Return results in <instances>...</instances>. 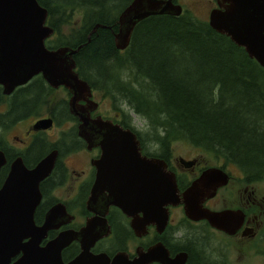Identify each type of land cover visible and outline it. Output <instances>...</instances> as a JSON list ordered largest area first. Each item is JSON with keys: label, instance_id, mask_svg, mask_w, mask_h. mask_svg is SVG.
Wrapping results in <instances>:
<instances>
[{"label": "flooded vegetation", "instance_id": "1", "mask_svg": "<svg viewBox=\"0 0 264 264\" xmlns=\"http://www.w3.org/2000/svg\"><path fill=\"white\" fill-rule=\"evenodd\" d=\"M173 2L178 4L177 0ZM214 5L212 8L217 7L216 0ZM75 71L85 80L77 63ZM87 83L91 96L75 104L89 116V126H80L81 120L73 112V93L62 84H49L40 73L9 93H4L0 84V190L17 159L33 170L54 153L49 171L38 185L40 197L33 220L41 226L47 213L55 209L54 222L58 226L49 229L40 244L62 231L80 230L91 219L92 227L103 228L107 235L96 239L90 251L106 253L107 264L120 253L129 260L140 258V264H264V179L247 175L220 157H208L204 151L197 156L176 157L170 150L167 157L157 156L158 146L150 137L144 139L143 132L130 120L128 126L124 125V104L121 108L117 103L106 113L102 108L105 98H98L96 89ZM87 97L95 103L86 101ZM128 113L137 115L130 108ZM97 118L130 129L139 141L141 155L164 162L165 170L174 175L178 197L175 204L161 207V212L157 206L129 209L132 215H127L111 203L107 190L90 201L102 149L99 144H88L85 138L91 135L99 139L98 129L92 127V120ZM41 120L51 124L44 127L46 123ZM78 152L86 165L76 171L71 162ZM107 160L113 162L112 158ZM105 169L110 173L108 177L116 175L115 165L107 163ZM187 201L194 203L195 209L188 207ZM80 252V241L72 240L63 249L62 260H73ZM19 256L12 257L11 262Z\"/></svg>", "mask_w": 264, "mask_h": 264}, {"label": "trees", "instance_id": "2", "mask_svg": "<svg viewBox=\"0 0 264 264\" xmlns=\"http://www.w3.org/2000/svg\"><path fill=\"white\" fill-rule=\"evenodd\" d=\"M37 1L54 29L48 48L81 45L74 55L80 76L114 107L124 104V125L133 124L129 108L143 120L157 156L181 139L264 179V68L241 46L183 12L144 18L119 50L117 17L131 0ZM75 9L78 24L64 33Z\"/></svg>", "mask_w": 264, "mask_h": 264}, {"label": "water", "instance_id": "3", "mask_svg": "<svg viewBox=\"0 0 264 264\" xmlns=\"http://www.w3.org/2000/svg\"><path fill=\"white\" fill-rule=\"evenodd\" d=\"M216 3L217 7L208 14L210 27L228 36L264 68V0H216ZM181 12V5L174 4L173 0H131L118 14L114 44L124 50L135 25L148 16L179 15ZM47 17V9L37 0H0V84L4 93H9L16 85L40 73L49 84H62L73 93V112L81 120L80 126H89V116L75 104L92 94L87 81L75 71L74 55L81 45L48 48L45 40L54 29L46 24ZM100 26L96 24L91 32ZM88 97L85 100L94 104ZM41 121L46 123L44 127L51 124L47 125L48 120ZM92 121V127L98 129L96 135L99 139H92L89 135L85 140L88 144H99L102 155L96 162L98 170L90 201L107 190L111 203L120 206L127 215H132L129 209L157 206L161 212V207L175 204L178 197L174 175L165 170L164 162L141 155L139 141L130 129L102 118ZM53 157L54 153L48 155L46 161L33 170L26 169L20 159L12 165L0 190V264H107L106 253L93 254L90 251L96 239L107 235L103 228L96 230L92 227L94 220L91 219L80 230L62 231L46 244H40L47 231L58 226L54 222L55 209L47 213L41 226L35 225L33 220L40 197L38 185L47 175ZM109 158L113 162H108ZM107 163L115 165L114 177H108ZM185 204L195 209L194 203L187 201ZM75 239L80 241L81 252L73 260L64 262L62 251ZM17 254H20L19 258L11 262ZM110 264H140V258L129 260L120 253L110 260Z\"/></svg>", "mask_w": 264, "mask_h": 264}, {"label": "rangeland", "instance_id": "4", "mask_svg": "<svg viewBox=\"0 0 264 264\" xmlns=\"http://www.w3.org/2000/svg\"><path fill=\"white\" fill-rule=\"evenodd\" d=\"M178 4L182 6V12H189L191 13V15L200 21H208L209 19V10L215 6L214 5V0H177ZM174 3V2H173ZM176 4V3H174ZM181 12V13H182ZM81 10L80 9H75L72 13V23L70 22L69 25L65 26L64 28V33H68L71 27V24H73L74 26H76L78 24L79 18L81 17L80 15ZM162 15V14H161ZM176 16V15H173ZM149 17V16H148ZM147 18V17H146ZM48 19V18H47ZM143 20V19H142ZM46 24H48L46 22ZM55 37V34L52 33V35L50 37H48L46 39V46H50L51 45V40H53ZM50 40V41H49ZM96 92L98 93L97 97L100 98L103 97L105 98V101L102 104V108L103 111H105L106 113L109 110H112L114 107V103L113 101H115L114 99L107 97V95L103 92L100 91L99 89H96ZM113 100V101H112ZM3 104H7V102H4ZM3 111H5L6 109L3 108ZM132 117V122H133V126L138 128L141 132L144 131V126L146 125L143 120L141 118H139L137 115L136 116H131ZM144 139L148 140L149 137H147V135L142 136ZM174 143V144H173ZM150 148L152 150H154V146ZM171 151L173 150V156L176 157H182V156H197L199 154H203L204 152L206 153V155L208 157H213L211 154H209L208 152L204 151L202 149L199 148H195L193 146H190V144L187 143V141L178 139V140H174L171 143ZM73 157L75 158L72 162H71V167L73 168V170H76L84 167L86 165V159L82 158L83 155L81 152H78L76 154H73ZM70 164V162H69ZM262 186H264V182L262 183Z\"/></svg>", "mask_w": 264, "mask_h": 264}, {"label": "bare ground", "instance_id": "5", "mask_svg": "<svg viewBox=\"0 0 264 264\" xmlns=\"http://www.w3.org/2000/svg\"><path fill=\"white\" fill-rule=\"evenodd\" d=\"M174 144V143H173ZM205 155V154H204ZM221 158V157H220Z\"/></svg>", "mask_w": 264, "mask_h": 264}]
</instances>
